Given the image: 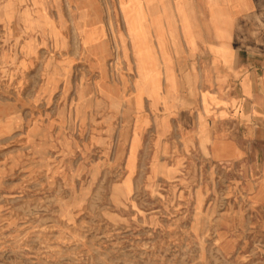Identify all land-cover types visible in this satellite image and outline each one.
<instances>
[{
    "label": "rangeland",
    "instance_id": "rangeland-1",
    "mask_svg": "<svg viewBox=\"0 0 264 264\" xmlns=\"http://www.w3.org/2000/svg\"><path fill=\"white\" fill-rule=\"evenodd\" d=\"M188 1L165 62L145 0H0V264H264V107ZM227 43L264 55V3Z\"/></svg>",
    "mask_w": 264,
    "mask_h": 264
},
{
    "label": "crops",
    "instance_id": "crops-1",
    "mask_svg": "<svg viewBox=\"0 0 264 264\" xmlns=\"http://www.w3.org/2000/svg\"><path fill=\"white\" fill-rule=\"evenodd\" d=\"M144 12L149 17L150 27L155 29L156 38L159 44L161 57L167 61V28H178L176 23H180V32L184 35L188 46L191 49L196 47L199 41H203L202 29L199 23H196L194 6L188 0H175L174 7H162L157 11L152 0H145ZM264 0H204L201 4L208 11L207 23L213 30L214 40L208 41V47L212 53L213 63L222 62V73L228 81L234 80V89L240 101V107L246 110L250 106L264 107V55H241V52L233 51L227 41L232 36V27L237 13H249L254 11ZM173 12L175 21H171L170 14ZM183 15L184 18H181ZM185 21L190 28V35H185L182 31ZM160 27L164 29L165 40L160 39ZM179 29V28H178ZM246 52V51H245ZM143 65L147 67L148 74L166 75L170 77L171 72L166 64L165 70L159 68V57L156 62H151V58L145 51L143 53ZM255 111H258L255 107ZM248 110V109H247ZM260 194L264 195V188H260Z\"/></svg>",
    "mask_w": 264,
    "mask_h": 264
}]
</instances>
